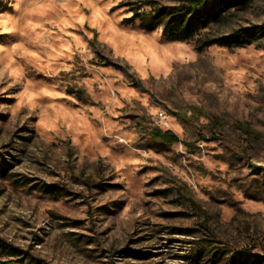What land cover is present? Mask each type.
<instances>
[{
    "label": "rangeland",
    "instance_id": "374dc122",
    "mask_svg": "<svg viewBox=\"0 0 264 264\" xmlns=\"http://www.w3.org/2000/svg\"><path fill=\"white\" fill-rule=\"evenodd\" d=\"M121 1L0 0V264H264V33L199 48L264 0L184 42Z\"/></svg>",
    "mask_w": 264,
    "mask_h": 264
},
{
    "label": "trees",
    "instance_id": "16d2710c",
    "mask_svg": "<svg viewBox=\"0 0 264 264\" xmlns=\"http://www.w3.org/2000/svg\"><path fill=\"white\" fill-rule=\"evenodd\" d=\"M254 0H122L119 7H127L131 16L123 22L127 25L138 23L146 32L156 29L162 30V35L171 41H188L203 30L225 20L232 11L246 10ZM118 8V7H117ZM264 33L263 26H250L233 31L221 37H206L200 45V49L214 45L224 46L228 49L244 47L253 44ZM93 46V42L90 41ZM150 137L164 146H172L179 143V137L172 131H164L159 127H153ZM203 140H207L203 138ZM257 168L258 167H254ZM57 193L58 191H52ZM16 249H6L0 246V252L13 256ZM225 251H216L213 258L223 257ZM251 255L239 252L234 258L241 262L250 260ZM254 257V256H253ZM256 257V256H255ZM256 260V259H255ZM257 262V261H255Z\"/></svg>",
    "mask_w": 264,
    "mask_h": 264
},
{
    "label": "built area",
    "instance_id": "2783aa9c",
    "mask_svg": "<svg viewBox=\"0 0 264 264\" xmlns=\"http://www.w3.org/2000/svg\"><path fill=\"white\" fill-rule=\"evenodd\" d=\"M163 117V116H162Z\"/></svg>",
    "mask_w": 264,
    "mask_h": 264
}]
</instances>
